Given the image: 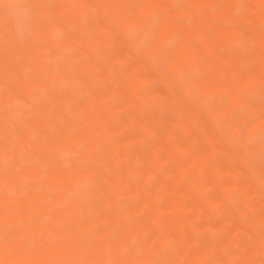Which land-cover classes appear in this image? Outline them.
<instances>
[{
  "label": "bare ground",
  "instance_id": "bare-ground-1",
  "mask_svg": "<svg viewBox=\"0 0 264 264\" xmlns=\"http://www.w3.org/2000/svg\"><path fill=\"white\" fill-rule=\"evenodd\" d=\"M185 1L183 7L176 8L173 0H0V264H147L152 261L149 251H142L139 261L122 259L119 254L127 244L129 231H134L133 238H136L150 230L144 224L136 228L137 218L156 219L162 211L165 212L161 198L152 203H143L138 210L126 208L128 206L122 208L113 202L116 187L110 185L105 191H100L94 201L92 194L95 193L91 192L94 190L88 180L85 181L92 172L94 152L84 126L91 122H95L96 126L101 123L98 129L101 141L111 136L117 141L116 138L123 132L121 123L110 126L114 116L111 119L100 116L98 105L101 98L95 83L98 78L96 71L106 69L108 62L105 50L99 44L101 34L106 35L107 30L111 32L119 38L117 41L121 52L129 55L135 53L137 45L149 39L141 48L146 60L142 62L140 56L134 54L132 74H148L150 69L156 70L149 58L158 54L167 56L170 72L166 82L172 89L167 95H170L168 102H172V108L169 119H158L156 125L167 122L176 124L184 112L190 111L191 103L184 93L188 92L194 77L210 81L205 87H210L206 91L209 96L224 94L227 101L239 98L233 82L227 84L218 77L226 71L231 77L233 75L234 80L238 73L234 68L237 64L229 60V52L236 44L234 34L237 31L229 26L222 28L223 19L231 21L233 18L234 21L239 11L244 20L253 23L248 39L256 42L260 50L264 51V30H261V26H254L255 21L261 19L257 16L259 20H252L256 12L264 10V0ZM159 10L164 11L165 16L155 25L157 22L154 23L152 17H156ZM91 11L99 12L102 16L95 20L96 28L92 27L95 29L89 28V24L84 21L85 17H90L88 14ZM176 15L186 19L197 15L201 23L199 26L185 27V24L174 22ZM84 22L87 25L84 26ZM204 25L216 27L222 38L211 42L204 37ZM72 28L75 34L70 39L71 33L68 31ZM150 32L153 38L145 36ZM181 34L186 36L179 45L175 48L170 46V49L166 47ZM26 37L29 40L22 45L20 39ZM21 46L22 51L25 50L22 55L19 51ZM66 46H72L73 50L67 52ZM256 55L264 70L262 53ZM181 57L188 69L184 70L180 65ZM250 69L243 76L245 87L264 79L262 73L256 69L249 72ZM170 73L176 78L177 74L178 78L181 77L177 90L173 89L171 78L175 77L169 76ZM103 74L100 78L106 76ZM224 104L220 107L209 104L204 108L208 124L213 125L205 127L204 139L215 148L218 147V130L214 117L226 115ZM195 116L200 118L197 113ZM258 124L264 126V114L254 123ZM237 127L233 130H237ZM185 132L190 133L189 130ZM198 138V134L192 135V146L183 149V152L191 154ZM93 155L97 156L96 153ZM213 156L214 150L207 151L203 160L208 161ZM113 159L116 161L113 160L112 169H120L123 160ZM153 164L144 167L149 176L154 174ZM196 164L194 160L189 163L191 169H195ZM135 167L129 166L125 187L131 183L133 178L130 180V175ZM178 168L177 182H188L186 173L191 170L190 166L187 167L190 169L188 171L183 165ZM259 173L258 170L243 181L242 196L248 192L249 182ZM226 174L235 177L239 172L230 168ZM102 178L108 184L113 175H102ZM229 178L212 181L214 191L219 193L214 192L215 201H222L227 194L237 189ZM132 185L135 193L138 190L148 191L145 183ZM182 189L172 191L168 196V207L171 209H166L172 210L169 216H173L172 220L176 221L174 225L179 220L182 222L183 218L180 217L185 208L198 215L210 214L209 210L201 209L192 197L188 198ZM101 210L104 214L100 218ZM180 223L177 227L185 228L184 219L182 225ZM179 227L173 232L174 238L181 237L182 229ZM247 231L244 233H248L252 242L248 240L250 243L246 242L247 246L241 250L245 264H264L258 255L260 236L252 227ZM236 232L233 235L235 241ZM113 233L117 235L111 240ZM183 241L185 247L194 244L188 238H183ZM202 242L205 245L203 259L215 258L217 263H224L221 258L224 253L218 255L212 241ZM222 246L219 245V249ZM229 253L230 257L234 254ZM184 261L186 263L182 257Z\"/></svg>",
  "mask_w": 264,
  "mask_h": 264
},
{
  "label": "rangeland",
  "instance_id": "rangeland-1",
  "mask_svg": "<svg viewBox=\"0 0 264 264\" xmlns=\"http://www.w3.org/2000/svg\"><path fill=\"white\" fill-rule=\"evenodd\" d=\"M173 1V4L177 8L183 7L185 0ZM263 12L264 10L256 12V15H254L252 19L255 21L257 16L261 19H257L259 21H255L256 23L254 24V26H261V30H264V17H261L262 14L264 15ZM103 13H105L107 18L108 14L105 11ZM158 13H156V17H152L154 23L157 22L155 25H158L160 19L165 16L164 11L160 12L159 10ZM239 13L240 12L237 11V18L234 20L236 25H233L235 23L233 18L230 17L232 20L223 19L225 20L222 23L224 27L223 25L221 26L222 28L229 26L237 31L234 34L236 44L234 48L231 49V53L229 52V60L237 64H235L236 67H234L237 70L235 71L238 72L237 76L233 80V75L231 77L230 73L226 71L218 76L221 82L227 84H229L228 82H233L239 98L235 101H227L224 94L217 93V96H213L212 94L209 96L206 91H208L210 87L207 89L205 87L208 86L207 84L210 83V81H203L202 78L194 77V80L191 79L193 82L190 84L188 92L184 93L191 103V109L189 112L187 111V113L184 112L182 114L183 116L180 117L181 119H179L176 124L161 122L162 124L156 125V123H159L157 122L158 119H164L165 117L169 119L171 114L170 110L172 108V102H168L170 95H167L170 94V90H172L167 86L166 82L168 80L167 75L170 72L167 68L169 66L167 56L158 54L149 58L150 63L156 70L150 69L148 74H132L131 71H134V68H132L134 62L132 60H134L135 55L138 54L142 62L146 60L144 50H141V48L145 45L148 38H146L142 44L137 45V48L134 50L136 54H130V56L129 53L121 52L117 41L119 38L114 37L108 30L105 31L106 35L105 33L101 34V42H99V44L102 46L101 48L105 50L108 62L106 63V69L102 71L97 70L98 72L96 71V78H98L97 80L95 79V83L96 87L99 89V97L101 98L98 105L100 116L110 119L114 116L110 126L121 123L123 132L118 137L116 136L117 141H114L115 137L113 136H111L112 138L108 137L101 141L98 137V129L101 123H99L98 126L94 124L95 122L87 123V125L85 124L86 126H84V129H87L86 136L89 138L88 140L94 152L92 153H96L97 155L95 156L92 154L94 159L91 163L92 172L91 175L89 174V176L86 177L85 181L88 180L90 187L92 186L91 189L94 190L91 191L95 193L92 194V196L94 195V197H92L93 200L98 198L100 191L103 192L105 188L112 185L116 187L115 190L117 191L114 194L113 202L119 204L122 208L128 206L126 208L130 207L138 210L143 203H152L159 198H161L163 206L165 207V212L162 211L156 219L142 220L137 218L135 220L138 222L135 224L136 228L144 224L148 226L150 230L145 232L142 237L136 238H133L135 234L134 231L128 232L127 244L119 254V257L122 259L139 261L140 253L142 251H149L148 254L152 256V261L147 264H170L174 260L175 264H245L246 260L241 250L242 247L247 246L246 242L250 243L249 241H251L252 238L250 239L249 235H247L248 233H244V231H250L252 227V230L256 232L258 237L260 236L258 255L264 262V126L261 124L254 125L257 119L261 118V114H264V79L252 84L250 87L243 86V76L249 68L256 69L257 72L263 74L264 78V70L260 67L261 65L256 55V53H262V57L264 58V51L260 50L256 42H254V44L249 40L250 38L248 36L251 34L253 23L244 20ZM88 15H90V17H85L86 20L84 19V21L89 24V28L95 29V20L99 17L100 19L102 18V16H100L101 13L91 11ZM233 16L234 13L232 14V17ZM175 17L176 19L173 21L179 25L185 24V27L199 26L201 23L197 15L191 16L189 19L181 15H176ZM93 18L96 19L93 20ZM86 22L83 23L84 26L87 25ZM231 22L233 24H231ZM257 22H259V25ZM93 26L95 28H92ZM203 28L205 31L204 37L212 40L211 42H216V40L222 38L216 27L204 25ZM68 32L71 33L69 36L71 39V36L75 34V29L72 28ZM150 34L151 32L145 36L149 37ZM152 36L149 38H153ZM185 36L186 35L181 34L174 37L171 43H169V46L166 43V47H169V49L170 46L171 48H175ZM22 40L20 39V43L24 45L29 38L26 37ZM113 40L114 42H112ZM66 48L67 52L73 50L72 46H66ZM22 49L23 46L19 49L21 55L25 52V50L22 51ZM142 54L144 57H142ZM17 59L20 58L17 57ZM180 62V65L185 70L187 68L186 61L184 59L182 60L181 57ZM251 69L249 72L252 71ZM102 74L105 77L100 78ZM169 76L175 77L171 78V80L173 82V89L177 90L180 85L181 77L178 78L179 75L177 74L176 78V76L171 73ZM77 98L80 97L77 96ZM224 103L227 108L226 115L214 117V122L216 123L215 128L218 130V147L215 148L213 144L211 145L204 139L205 127L211 124H208L209 120L204 114V108H207L209 104L220 107ZM195 113L200 116L199 119L195 116ZM128 120L131 121L129 122ZM236 125L238 126L237 130H233ZM91 126H94L95 129L93 127L91 128ZM211 126L213 125L211 124ZM187 130H189L190 133L185 132ZM191 130L193 134H191ZM194 134H198L200 138L194 143L191 154L184 153L183 149L192 146L190 138ZM211 150H214L213 158L204 161L203 156L205 152H210ZM112 156L123 160V165L120 169H112L113 162L116 161ZM192 160L197 163L195 169H191V165H189ZM151 163H154L155 170L154 174L149 176L144 171V167ZM131 165L137 167H135V171L133 170L130 175V180L133 178L131 183H145L148 186V191L138 190V193H135V188H133L134 185L130 182L129 186H124L125 178L128 176L127 171ZM181 165L185 166L187 171L191 169L188 171L189 174L186 171V179L189 177L188 182L186 180L179 183L177 182L176 175L179 169L178 167ZM189 166L190 169H187ZM230 168H234L235 171L238 170L239 175L235 177L227 175L226 172ZM258 170L260 173L257 177L255 175V178L253 177L254 179L249 182V187H247L248 192L242 196L241 190L244 188L243 181ZM109 174H112L113 178L111 182L108 181L107 184V180H104L102 175ZM226 177H230V182L234 183L237 189L227 194L222 201L217 202L213 197L215 193H219L218 191H214L212 187V183L214 182L212 181L225 180ZM177 189H182L181 191L187 194L188 198L192 197V200L201 206V209L204 208L205 210H209L210 214L201 213L198 215L193 210H191L193 211L191 212L190 209L185 208L180 218L184 219V226L186 224L187 227L192 228L188 229L186 226L185 228H180L178 226L180 230L182 229L181 237L174 238L173 232L178 229L177 225L180 223V220L179 223L174 225L176 221L174 222V220H172L173 216H169V213L172 214L173 212L166 208L169 205L168 196L172 191ZM185 190L187 192H185ZM105 208L108 210L107 207ZM103 210L100 211V218L101 215L104 214L102 213ZM135 213L136 212H134V214ZM189 217L191 219H189ZM183 219L180 223L181 225ZM234 232L237 233H235L237 236L236 241L233 236ZM115 235L117 234L113 233V236L111 235V240L115 239ZM183 238H188L193 241L194 244L190 247L183 246ZM230 239L233 241H229ZM206 240L213 242L212 244H214L219 252L218 255L224 253L222 257L220 256L224 263H217V259L215 258L212 260H210L211 258L203 259L205 245L201 243H203L202 241L206 243ZM227 241H229L230 247L228 245L226 248ZM222 244L225 245V247L222 246ZM219 245L222 246L223 249L220 247V250ZM229 252H233L235 255L231 254L233 256L230 257V255L228 256ZM183 253H185V256ZM182 257L185 258L186 263L185 261L182 262Z\"/></svg>",
  "mask_w": 264,
  "mask_h": 264
}]
</instances>
